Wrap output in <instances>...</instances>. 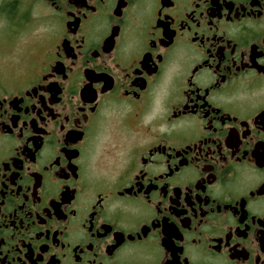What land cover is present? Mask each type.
<instances>
[{"label":"flooded vegetation","instance_id":"af4514ba","mask_svg":"<svg viewBox=\"0 0 264 264\" xmlns=\"http://www.w3.org/2000/svg\"><path fill=\"white\" fill-rule=\"evenodd\" d=\"M0 264H264V0H0Z\"/></svg>","mask_w":264,"mask_h":264}]
</instances>
